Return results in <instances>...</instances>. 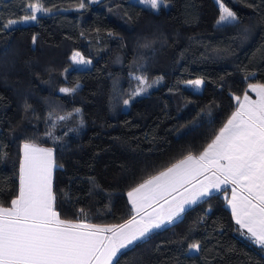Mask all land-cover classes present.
Returning a JSON list of instances; mask_svg holds the SVG:
<instances>
[{
	"label": "trees",
	"instance_id": "1",
	"mask_svg": "<svg viewBox=\"0 0 264 264\" xmlns=\"http://www.w3.org/2000/svg\"><path fill=\"white\" fill-rule=\"evenodd\" d=\"M36 2L0 0V206L18 195L21 145L32 142L53 149L61 219L122 224L133 187L199 155L235 110L233 97L264 84V0H223L238 17L226 26L216 0H163L158 10L139 0H39L49 11L34 23L2 27ZM137 77L157 83L132 99ZM195 80L198 90L187 87ZM226 196L187 208L118 264H264Z\"/></svg>",
	"mask_w": 264,
	"mask_h": 264
},
{
	"label": "snow or ice",
	"instance_id": "2",
	"mask_svg": "<svg viewBox=\"0 0 264 264\" xmlns=\"http://www.w3.org/2000/svg\"><path fill=\"white\" fill-rule=\"evenodd\" d=\"M139 2L158 10L163 0ZM216 2L218 25L237 22V15L223 0ZM26 11L30 14L20 21L9 20L2 27L11 29L16 23L35 21L38 13L49 9L37 0ZM72 59L87 63L79 53H73ZM136 79L140 87L133 96L147 90L146 79ZM189 83L199 87L201 81ZM248 89L255 92L256 99L247 94L248 90L242 98L234 96L235 110L199 155L189 153L127 193L133 215L122 224L61 219L54 207L53 169L57 165L53 149L23 143L19 193L10 207L0 206V264H118L122 250L144 240L154 229L174 224L186 205L213 191L226 192L228 186L231 198L226 196V200L233 220L240 229H246L253 243L264 248V84H249ZM75 90L61 88L60 92L71 94ZM188 248L199 251V244H189Z\"/></svg>",
	"mask_w": 264,
	"mask_h": 264
},
{
	"label": "rangeland",
	"instance_id": "3",
	"mask_svg": "<svg viewBox=\"0 0 264 264\" xmlns=\"http://www.w3.org/2000/svg\"><path fill=\"white\" fill-rule=\"evenodd\" d=\"M140 3V2H139ZM40 16V14L38 13L37 14V17H39ZM35 21H28V22H20V23H16L14 26H23V25H28V24H31V23H34ZM13 26V27H14ZM158 81V80H157ZM156 81H148L147 82V84L145 85V87L147 88V90L144 92V93H141L140 95H137V96H133L132 95V99L133 98H135V97H140V96H142V95H145L149 90H151L153 87H155V85H156ZM148 85H151L150 87H148ZM187 85V87H189V88H191V89H194V90H198L199 89V87H196L195 85H193V84H191V83H187L186 84ZM201 85V84H200ZM248 91H247V94L250 96V97H253V91H251L250 89H247ZM136 92V91H135ZM243 97V96H242ZM241 97V98H242ZM228 189V188H227ZM216 193H218V192H216ZM216 193H213V194H216ZM211 196V195H210ZM209 197V196H208ZM207 198V197H206ZM206 198H204V199H206ZM227 198L229 199L230 198V188L228 189V196H227ZM203 199V200H204ZM202 201V200H201ZM200 202V201H199ZM197 204V203H196ZM195 205V204H194ZM193 206V205H192ZM230 211V210H229ZM183 214V213H182ZM132 215H133V213H132ZM182 216V215H181ZM160 229V228H159ZM155 230H158V229H154L153 231H155ZM152 231V232H153ZM189 252L190 253H192V254H196L197 253V251H191V250H189Z\"/></svg>",
	"mask_w": 264,
	"mask_h": 264
},
{
	"label": "crops",
	"instance_id": "4",
	"mask_svg": "<svg viewBox=\"0 0 264 264\" xmlns=\"http://www.w3.org/2000/svg\"><path fill=\"white\" fill-rule=\"evenodd\" d=\"M252 95H253V97H251V98H252V99H256V94H255V92H253ZM227 188H228V189L230 188V198H231V186H228ZM216 192H217V191H213L212 194H213V193H216ZM18 193H19V192H18ZM126 198H127V201H128V196H127V195H126ZM204 198H206V197H204ZM204 198H202L201 200H203ZM230 198H229V199H230ZM201 200H200V201H201ZM198 202H199V201H198ZM198 202H197V203H198ZM128 203H129V202H128ZM10 204H11V203H10ZM195 204H196V203H195ZM129 205H130V204H129ZM192 205H194V204L186 205V206H185V210H186L187 208L191 207ZM9 207H10V206H9ZM130 207H131V205H130ZM227 207H228V205H227ZM228 209H229L230 212H231L230 207H228ZM147 210H148V211H152L151 208H149V209H147ZM231 214H232V213H231ZM181 215H182V214H181ZM180 218H181V216H180ZM180 218H179V219H180ZM137 219H139V217H137ZM74 222H75V221H74ZM166 226H168V225L162 226L161 228L166 227ZM243 230L246 231V229H243ZM122 251H123V250H122Z\"/></svg>",
	"mask_w": 264,
	"mask_h": 264
}]
</instances>
